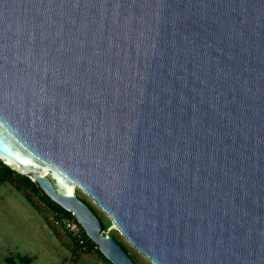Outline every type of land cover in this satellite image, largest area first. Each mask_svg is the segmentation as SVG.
I'll return each instance as SVG.
<instances>
[{
    "label": "water",
    "instance_id": "water-1",
    "mask_svg": "<svg viewBox=\"0 0 264 264\" xmlns=\"http://www.w3.org/2000/svg\"><path fill=\"white\" fill-rule=\"evenodd\" d=\"M0 161L112 264H264V0H0Z\"/></svg>",
    "mask_w": 264,
    "mask_h": 264
},
{
    "label": "rangeland",
    "instance_id": "rangeland-1",
    "mask_svg": "<svg viewBox=\"0 0 264 264\" xmlns=\"http://www.w3.org/2000/svg\"><path fill=\"white\" fill-rule=\"evenodd\" d=\"M74 193L90 202L106 223L111 222L89 196L78 189ZM50 212L36 194L20 190L15 181L0 183V264H13L9 259L25 264L21 258L27 264H112L97 250L75 247L69 234L54 227ZM108 233L129 249L136 264H152L118 230L110 226Z\"/></svg>",
    "mask_w": 264,
    "mask_h": 264
},
{
    "label": "trees",
    "instance_id": "trees-1",
    "mask_svg": "<svg viewBox=\"0 0 264 264\" xmlns=\"http://www.w3.org/2000/svg\"><path fill=\"white\" fill-rule=\"evenodd\" d=\"M15 181L17 187L20 190H26L30 193H34L36 194L43 202L44 204L50 208V210L55 211V212H59L61 214H63L64 216L70 217V218H74V216L65 211L63 208H61L59 205H57L55 202H53L39 187V185L34 182L31 178H29L28 176L22 175L20 173H18L17 171L13 170L11 167L5 165L2 161H0V183L4 184L7 182H12ZM84 202H86L93 210L94 212L99 216V218L102 220V222L105 224L106 227V231H108V229L111 226V222L106 223L104 218L96 211V209L93 207V205L86 201L85 199L81 198ZM111 236L114 237L122 246L123 248L130 254L129 249L121 242L117 239V237L111 233ZM85 237L86 240L88 242V244L90 246H92V248L95 246V243L92 242V240H90L88 238V236L85 233ZM87 252H90V250H88ZM86 253V252H85ZM97 253L100 257L104 258L105 260H107L99 251V249L97 250ZM130 256L133 258V256L130 254ZM21 260L23 261V263L27 264L28 261H26V258H21ZM134 260V258H133ZM9 261L13 264H16L14 260L9 259ZM108 261V260H107ZM109 262V261H108Z\"/></svg>",
    "mask_w": 264,
    "mask_h": 264
},
{
    "label": "built area",
    "instance_id": "built-area-1",
    "mask_svg": "<svg viewBox=\"0 0 264 264\" xmlns=\"http://www.w3.org/2000/svg\"><path fill=\"white\" fill-rule=\"evenodd\" d=\"M45 205V204H44ZM46 206V205H45ZM50 210V208H48ZM51 215H53L52 223L55 228H59L64 230L65 233L69 234V239L72 242V244L80 248L81 250H98V246L95 244V246L92 248V246H89L86 237H85V231L82 228V226L79 224L77 219L70 218L67 216H64L63 214L59 212H55L50 210Z\"/></svg>",
    "mask_w": 264,
    "mask_h": 264
}]
</instances>
